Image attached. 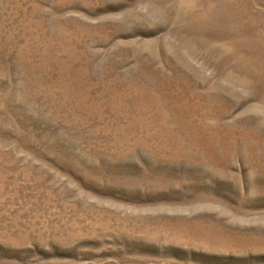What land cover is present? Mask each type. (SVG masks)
Returning <instances> with one entry per match:
<instances>
[{
    "label": "rangeland",
    "instance_id": "1",
    "mask_svg": "<svg viewBox=\"0 0 264 264\" xmlns=\"http://www.w3.org/2000/svg\"><path fill=\"white\" fill-rule=\"evenodd\" d=\"M0 264H264V0H0Z\"/></svg>",
    "mask_w": 264,
    "mask_h": 264
}]
</instances>
